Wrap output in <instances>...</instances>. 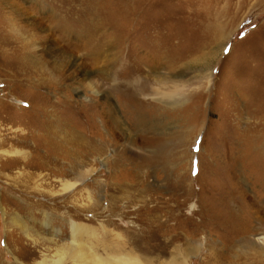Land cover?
<instances>
[{"label":"rangeland","instance_id":"obj_1","mask_svg":"<svg viewBox=\"0 0 264 264\" xmlns=\"http://www.w3.org/2000/svg\"><path fill=\"white\" fill-rule=\"evenodd\" d=\"M86 19L106 46L84 32ZM87 33L88 50L102 51L92 64ZM48 44L78 66L51 74ZM84 71L94 82L114 72L127 88L138 73L153 81L171 71L183 86L159 102L141 98L137 124L124 96L108 94L114 82L101 80L105 99ZM42 156L59 162L61 177L37 168ZM65 181L76 187L61 200ZM71 222L111 258L132 250L161 263L196 246L187 264L218 251L225 264H264L249 244L264 236V0H0V264H17L7 244L50 233L56 245L37 238L32 257L57 260ZM29 255L17 257L28 264Z\"/></svg>","mask_w":264,"mask_h":264},{"label":"bare ground","instance_id":"obj_2","mask_svg":"<svg viewBox=\"0 0 264 264\" xmlns=\"http://www.w3.org/2000/svg\"><path fill=\"white\" fill-rule=\"evenodd\" d=\"M85 9L88 10V11H90L91 10V7L90 6H87V8H85ZM86 20H87V22H86L87 24L84 22V24L82 25V26H84L83 27L84 32L86 30H88V31L97 33V35L99 34L100 38H98V39L100 40V42L98 44H96L95 46H98V47H100V46H106L107 45V42H109L108 41V38L105 37L102 34V31L101 30L98 31V28L96 26L95 20L94 19H86ZM60 27H63L62 30L63 29L66 30V27L65 26H60ZM93 37L94 36H91L89 33L83 34V37H82L83 40L85 41L84 43H85V46H86L87 51H88L87 52V57H88V60H89V63L90 64L94 63V61H96V59L98 60L99 59V56L101 55V52H102L101 50H98L96 48H92V49H89L88 50L89 45H90V47H91V45H94V38ZM33 44L36 47L37 44L35 42ZM28 46L29 47L32 46V43L29 44ZM42 48L43 47H41V49ZM44 53H45L46 57L48 59H50V64H51V70L50 71H51V74L59 73L58 71H61L65 67H69L70 66V68H71L72 66H75L76 67V65H77V64L75 65L74 60H71L69 58L68 52L65 51V50H63V48L61 50V48H59L57 46H52V45H49L48 44V50H44ZM34 63L36 65H38V66L41 67V63L39 61H34ZM22 66H23V64H22ZM24 68L27 69V67H24ZM28 68H30V67L28 66ZM151 70L153 71V69H150V71ZM141 71H143V70H141ZM29 72H26L27 73L26 82H29L30 80H32L31 79L32 77L30 76L32 73L29 74ZM99 73L101 74V72H98V75H99ZM81 74H83V77H85L87 79H89V75L91 76L90 79H92L94 77L93 72L84 71ZM115 74L116 73L109 71L108 75L105 74V75L101 76L102 78H100V80H98L99 78L98 79L96 78V82L97 83L94 82V79H92V80L89 79L88 87L91 89L92 92H94L95 94H98L99 91L97 92V88L98 89H102V90L104 88V87H101V84H103L101 82V80L103 82L104 81H107V78L109 77V79L112 82H114L115 85L113 86L112 89L110 87H109L110 89L109 88L107 89V90H109L108 91V94L110 92V95L111 94H114V93L115 94L117 93V94H119V97H121L122 95L124 96V98L126 100H123L121 98L119 99V103L120 104H122V103L124 104V108H122V111H123V113L125 115H126V113H128L129 116L131 117V120L136 121L135 123H137V124H139V122L142 120V117H141L142 115L140 116L139 113H136L137 112V109H138V105L140 104V101L142 100L141 98H143V97L144 98H149V99H151L153 101H158L159 102L161 99L169 98L172 91H175V89L177 90V89H179V88H181L183 86L182 84H179L175 80H173V78H180V75H175L171 71H168L167 73H161L159 71L154 72V78H155V80H153V81L152 80H148V77L147 76H143V73H138V74L135 73V75L137 74L136 78L133 77L134 79H132V80L129 79L130 80L129 81V85H131L132 88L131 87L130 88H127L126 85L125 84H122V83H119L118 84V82H120L121 80L118 79V76L119 75H117V74L115 75ZM178 74H180V73H178ZM54 75H56V74H54ZM57 78L58 77H56V79ZM51 80H55V76H52ZM55 82H56V80L53 83H55ZM138 83L140 84L139 87L137 89L134 88ZM154 83H155V85L159 86V87H157V89L154 88V86H153ZM49 85H51V84H49ZM161 87H164V88H166L168 90H166L163 93H159V88H161ZM100 94L101 93H99L98 96ZM102 94H105V96H103V97H105V99H106L107 93L102 92ZM110 97H108V99ZM110 104H108L109 107H110ZM111 106H112V104H111ZM115 112H116V115H118L116 110H115ZM116 122H118V121L116 120ZM58 145H57V148H55V147L54 148L57 149V150L59 149L60 150V153H61V149L62 148H59ZM71 150H72V146H71V149H70V155H69V157L72 159V162L74 163V160H75L74 159V154L71 152ZM48 157H49V155H48ZM48 157L47 156L46 157H44V156H42V157H36L35 160L39 161L38 162V166L39 167H37V168H41V170L50 169V175H53L54 177L60 176V173L63 172V171H61V167H60L61 165L59 164V162L52 163L51 162V159L48 158ZM52 158H53V156H52ZM73 163H71V165ZM190 169H191V165L189 166V170ZM70 174L73 175L74 173L72 171H70ZM76 182H77V180H76ZM76 182H73V183L70 182L69 183V182H66L65 181L62 184V191L63 192L68 191L69 192V195L66 196L62 192V195L60 197L61 200H65L68 197H70V194H72V191H73L74 187H76ZM45 219H46V217H45ZM12 224H13L14 227L21 228V230H23V232H24V234L26 236L28 235V228H27L28 226H26L24 223H22L20 217H18V216L15 217L14 216V219L12 220ZM44 226L47 227L48 230H52V233H54L55 230H53L52 227H49V219L48 218H47L46 222H44ZM68 227H69V230H70L69 240L66 242V244L64 243L60 247L57 248L56 252L59 253L58 254L59 256H58L57 260H55V261L54 260H52L50 262H47L46 260H39V261H36V262L34 261L32 255L35 254V252L38 249H40V247H41L40 246V243L36 242V239L38 238L39 235L34 238L35 240H32L33 242H30L29 245H32V246H29L27 244L26 245L22 244V245H15V246H13L14 244H12L13 242H11V243L7 244L6 249H7L8 252H10V255H12V257H13V261H15L17 264H24V262H22V260H20L17 257V255L20 254L21 251H23V250L30 253V255L28 256V258L27 259L25 258L26 260H28V262H27L28 264H62V262L64 260V256L67 257L68 261L71 264H155V263L156 264H187V259L190 257V255H192V253H193V251L195 250V247H196V246L195 247H189L186 250V252H185V256H183L182 254L180 256L179 255H176L175 257H171L169 259V261L159 263V260H158V258L156 256H154V257L151 256L152 258H150V257L149 258L137 257L136 255H133L132 250H129V252H125V251L124 252H121L120 250H123L122 248L124 246L121 248V246L115 245V247H113V252H116L117 253V251H120L119 254H118L119 256L118 255L117 256H113L112 255L113 257L111 258V257H109L110 255L108 256L109 249L107 247L103 248L102 249L103 254L102 255L101 254L99 255V252L97 250L101 249L103 246L102 247L100 246L101 248H99L98 245H97L99 242H96V240L97 239H100L99 237L96 238V236H95V238L93 237L94 239H92V236L94 234H92L93 232H92V230L90 228L84 227V226L79 225V224H76L74 222H71ZM49 236L50 237L47 236V238H43V239L42 238H38V239H41L43 241H48L49 243H53V245H56V244H54V240L52 238L54 235H52L50 233ZM84 238H86L87 240H84ZM103 241H105V237H103ZM94 243L97 246H95ZM249 244H251L252 246L256 247L259 250H264V236L261 237V238H257L254 241L252 240L251 243H249ZM99 245H101V244H99ZM103 245H104V243H103ZM129 246L130 247H133L135 250L136 249L138 251L141 250V248L139 246H137L136 244L133 245V243H132ZM145 246L146 245H144V247ZM94 247L97 248V249H95ZM146 248H150L151 249L152 246L149 245ZM221 253H223V252H219L218 251L215 254L211 253V254L207 255L206 256V260L207 261L204 262V264H225V262H226L225 259L227 257L222 258V255L223 254H221ZM261 253H263V252H261ZM256 254H257V252H256ZM258 254H260V253H258ZM29 259L30 260L32 259L30 261V263H29ZM32 261H34V263H31Z\"/></svg>","mask_w":264,"mask_h":264}]
</instances>
